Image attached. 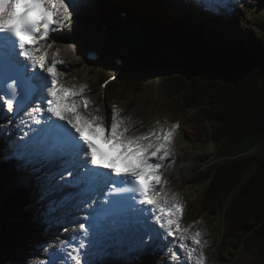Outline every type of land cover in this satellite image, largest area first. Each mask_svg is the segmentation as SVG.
<instances>
[{
  "label": "trees",
  "instance_id": "1",
  "mask_svg": "<svg viewBox=\"0 0 264 264\" xmlns=\"http://www.w3.org/2000/svg\"><path fill=\"white\" fill-rule=\"evenodd\" d=\"M127 4L130 17L136 18L143 1ZM177 8L184 9L191 25ZM259 13L264 14L263 9ZM240 16L243 21L227 32L220 23L208 24L215 17L203 12L196 0L155 3L141 26L151 50L122 71L110 92L114 100L122 95L138 98L156 83L155 73L148 77L144 65L152 74L151 64L162 61V127L178 124L189 144L214 145V162L189 181L204 187L194 200L193 215L206 225L217 213L221 251L229 253L225 245L230 246L238 261L243 251L249 259L245 264H264V36L253 37L255 28L264 27V19L254 21L243 8ZM155 45L176 47L181 63L169 61ZM105 71L103 63L97 82ZM6 177L10 181L0 174V264H23L46 244L48 226L44 216L39 224L33 221L38 211L28 209L31 196L25 187L2 191ZM176 260L175 254L149 247L141 256L132 252L124 264Z\"/></svg>",
  "mask_w": 264,
  "mask_h": 264
},
{
  "label": "snow or ice",
  "instance_id": "2",
  "mask_svg": "<svg viewBox=\"0 0 264 264\" xmlns=\"http://www.w3.org/2000/svg\"><path fill=\"white\" fill-rule=\"evenodd\" d=\"M71 7L68 0H0V101L12 112L14 99L21 95V90V102L37 90L46 93L42 96L41 105L33 111L50 114L47 117L48 133L59 153L70 157L68 163L77 170V183L83 184L85 190L99 189L101 193L106 188L104 205H107L108 210H119L125 202L133 211L136 210L133 202L151 206L166 219L168 236H175L179 232L188 233L189 228L181 229L179 220L172 219L181 212L176 194L169 195L157 187L162 183L161 162L171 155V145L179 125L171 124L145 134L129 135L125 121L114 109L110 128L106 129L103 117L89 118L81 111L87 110L90 103L83 98L85 86L77 90L65 88L60 83L58 77L63 73L57 70L56 65L63 61L56 59L58 53L49 54L48 49L52 45L47 41L51 31L68 27ZM53 25L57 28L54 29ZM19 57L29 61L33 68L39 67L47 75L37 77L33 74L29 77L28 65L23 64ZM37 79L41 81L40 84L33 83ZM9 80L13 83H9ZM33 120L36 124L41 123L39 119ZM101 144L106 147L107 153L101 149ZM109 185L112 187L109 188ZM114 194L117 197L131 195L114 199ZM172 207L175 213L171 211ZM80 230L84 231L83 225ZM189 238L197 248L201 247L200 231L190 234ZM83 246L81 243L80 247ZM180 248L186 252L189 261L205 264L203 251L188 247L183 243V237ZM69 255L79 264L76 248H72Z\"/></svg>",
  "mask_w": 264,
  "mask_h": 264
},
{
  "label": "rangeland",
  "instance_id": "3",
  "mask_svg": "<svg viewBox=\"0 0 264 264\" xmlns=\"http://www.w3.org/2000/svg\"><path fill=\"white\" fill-rule=\"evenodd\" d=\"M109 2L110 5H112L110 7H114L115 10V7L122 5L124 1L118 0L117 2L116 0H111ZM89 5L90 7L87 8L83 5H77L76 7L72 5L71 20L68 27L60 33L61 36H64V39L60 40L62 41V43H60L61 45L59 44L60 46L57 48L55 47V49H53L50 53H58L56 59L64 61L62 64L56 65L57 70L63 73V75L60 76L61 78L58 77L60 83L65 88H75L77 90L81 86H85L83 96H87L88 98L95 100L98 98L99 94L97 80L101 72L102 64L106 63L104 78L108 77L113 72V58L118 55L126 58V69H128L133 61L140 60L149 50H151L152 43L146 38L141 47L130 48L129 46H126V49L123 46L125 50L122 51L114 48V45L107 42L106 39H94V44H90L88 46L79 45V42L89 35L88 32H92L94 35L100 36L98 19L103 18L106 15V13L102 12L105 9L101 11L99 9H93L96 7L94 2L92 4L93 6L90 3ZM238 7H243L244 9L246 8L249 17L253 20L254 18L258 19V21L264 19V14L261 15L259 13L260 8L264 11V0H239L234 7V11L223 14V18L221 19H218L217 17H215L214 20L209 19L210 24L220 23L226 28L227 32L234 31L236 29V25L239 24L238 21L240 23L243 21V18L238 13ZM177 11L187 18V14L183 8H177ZM199 26L204 28V25ZM257 36H264V27L255 28L253 37ZM55 39L57 38H53V40ZM155 47L158 51L162 52L169 61H177L179 52L176 47L168 48L157 45H155ZM89 48H99L103 54L102 59L94 65H85L83 62L84 53ZM69 51L71 52V62H68V59L63 60V57L60 58L63 52L66 53ZM166 51L173 52L175 57L168 56ZM177 62L181 63V61ZM65 64L68 65L66 66ZM151 65L152 74H149L147 65H144L145 73L148 77L154 75L155 73L156 83L150 84L149 88L140 94L136 99H133L128 95L118 97L119 100L110 99L111 93L108 91V104L104 106L100 103V100H98L95 103V110H93L94 113H96L93 116L103 117L105 119L104 123L108 121L110 124L111 113L115 109L119 113L120 117H127L125 120L128 121L132 118V121L135 122L134 125L136 126L142 125L143 127H146L150 124L148 127L149 129H159L160 124H162V117L160 116V100L161 96L164 94V88L160 81L162 61L156 59ZM164 76L167 77L168 74H164ZM116 83L117 82L111 84L110 89L115 87ZM186 113L188 112L186 111ZM85 114L89 115L90 113ZM5 121V119L2 122L0 121V126L5 125ZM181 127L182 126L178 127L174 134V141L171 145V155L168 157L169 163L167 162L168 167L166 166V170L161 173L163 174L164 179L163 185L168 187L167 193L169 195L176 194L179 204L184 208L180 214L181 221L195 223L196 230L191 234H194L196 231L201 232L202 243L200 248H197L196 245L192 244V241L189 238L190 234L183 236V243L190 248L197 249V251L202 250L206 259L205 263L207 264H240V262L245 264L249 262L246 260V258L248 259V255L245 252L239 251V254L241 255L238 257L239 262L237 258L231 256L233 251L229 249L231 248L230 246L225 245V248L229 250V253H226L224 250L221 251L218 243L220 234L217 213L210 216L211 221L214 219L212 222L208 218L209 221H207L208 223H206V225H201L194 215L192 217L190 216V214L195 213L194 198L200 195V193L204 190V187L201 183L193 184L189 181L193 179L194 169L202 164L209 165L211 163L214 159L213 155L215 150L212 143L201 146L199 144H189V142H185ZM13 137L14 136L11 131L10 134H7L5 131H2L0 127V151L3 152L2 159L0 160V174L7 173V171L9 172V170H12L14 166H22L21 163H18L19 160L16 159V156L13 153L14 151H12V149L7 151L10 145H18V143L12 139ZM12 141L14 143H12ZM28 167L33 168L31 165ZM36 173L37 176L33 178V183L31 184L33 190L30 189L28 182L20 183V185L27 186L23 188V190L26 189L30 195L31 191L35 193L34 190L37 189L43 196L42 200L46 205L48 214L58 217L59 221L56 219L49 220L47 217H44V221L48 226V240L46 241L47 248L45 247V249H39L37 247L38 250H36V255L31 256V258L26 262L27 264H51L48 256L50 255L52 258L55 255L61 256L64 254L65 244L72 238L70 233L75 228L74 224L77 222L78 217V212L75 214L74 209H78L79 207L74 201L75 197L73 195L75 194L69 195L67 194L68 192H65V197H52L51 202L46 201V194H51L53 191L56 192V190H59V188L63 186V183H60L59 181L55 182V179L49 177V171L45 173L48 174V176H42L41 170L39 169ZM7 179L8 178L6 177V181L1 184V189L4 193H10L9 191L12 188L10 185H6V182H8ZM13 179L14 181H16V179L19 181L18 178H12V180ZM67 185L69 186L71 184ZM49 188L50 191L47 192V189ZM51 188L53 191H51ZM58 192L59 191H57V193ZM32 203L28 209L34 206ZM67 204H70L69 209L67 211H63L62 206ZM35 209L38 211L37 219H33V221L39 224L41 218L43 217L42 210L44 211L45 206H39L38 208L35 207ZM73 215H75V219L72 221ZM69 216L71 220H69V223L67 224V222H65L66 218L63 219V217ZM78 222L80 223V218H78ZM65 223L67 225H65ZM79 223L78 227L82 224ZM173 238L174 237H169L164 231L158 229L154 232L153 236L149 238H135L133 243L128 246L123 244L118 247L112 246L109 250H106V248L101 249L100 251L95 249L93 254L97 255H94V261L99 264H110L111 262L112 264H124L129 259V255L132 252L141 256L147 248L154 247L155 249L161 250L165 253L175 254L177 258L176 264H195L194 260L189 261L187 259L186 252L180 248L181 240L176 242L175 240H172ZM44 251L46 252L45 254Z\"/></svg>",
  "mask_w": 264,
  "mask_h": 264
},
{
  "label": "bare ground",
  "instance_id": "4",
  "mask_svg": "<svg viewBox=\"0 0 264 264\" xmlns=\"http://www.w3.org/2000/svg\"><path fill=\"white\" fill-rule=\"evenodd\" d=\"M68 3H70L71 5H73L74 7H76L75 5H77L76 3H73V2H71L70 0H68ZM91 5L93 4V3H90ZM93 6V5H92ZM88 7H90V5L88 6ZM78 8V7H77ZM85 8H87V7H85ZM95 8V7H94ZM93 8V9H94ZM71 9L72 8H70V12H71ZM74 9H76V8H74ZM90 9H92V8H90ZM78 10V9H77ZM102 12H104V13H106V11H102ZM72 13V12H71ZM106 15H108L107 13H106ZM98 29H100V36L98 37V40H103V39H106V32H105V29H102L101 27H100V25L98 26ZM97 29V30H98ZM141 35H143V36H145L143 33H141ZM146 37V36H145ZM54 38H57V39H60V40H62V39H64V36H61V34L60 33H58L57 32V35L54 37ZM107 39H108V37H107ZM56 40V39H55ZM55 40H51L50 42H51V45H52V48H51V50H50V52L53 50V49H55V47L57 48V47H59L61 44L60 43H62V41H59V42H55ZM107 42H109V43H111V44H113L118 50H125L124 49V47L121 45V44H114V43H112L109 39L107 40ZM60 44V45H59ZM143 45V44H142ZM126 48V47H125ZM70 49V48H69ZM127 49V48H126ZM166 54L168 55V56H170V57H175V55L173 54V52H169V51H166ZM63 57V58H62ZM70 57H71V52L69 51V52H66V53H62L61 54V57L60 58H62L63 60L64 59H68V62H71L70 61ZM23 60V59H22ZM24 62V61H23ZM64 62V61H63ZM67 62V61H66ZM24 64H26V65H28L27 63H25L24 62ZM62 64V63H61ZM66 65V64H65ZM68 65V64H67ZM66 65V66H67ZM29 66V65H28ZM40 75L41 76H46V72L44 73V72H41V69H40ZM59 78H61V77H59ZM82 111V110H81ZM85 116H88L89 118H91V116H93L95 113H94V111H92V113L91 114H89V115H87V114H85L84 112H82ZM8 113L5 111V106H2V104L0 105V121H3L4 119H6L7 118V115ZM108 122H106V123H104L105 124V127H106V124H107ZM1 125V124H0ZM1 127V130L2 131H4V127H3V125L2 126H0ZM7 134H10V131L9 130H7V131H5ZM15 142H17L18 143V145H10V147L7 149V151L8 150H11L12 149V151H14L13 153L15 154V149L17 148L20 152H22V153H20V152H17L18 154H20V156H19V158H17L16 157V159H18L19 160V162L18 163H21L22 164V166H14V168L12 169V170H9V172L7 171V173H4L5 175H8V177H12V178H18L19 179V181L18 182H20V183H23V182H28V184H29V186H30V189H32V187H31V184L33 183V178H35V176H37V171H38V169L39 170H41V173H42V176L43 175H47L48 176V174H45L46 172H48L49 171V173H50V176L53 178V179H55V182H56V179H58L57 181H59L60 183H63V186L62 187H60L59 188V190H56V192L55 191H53V189L51 188V191H53L51 194H46V196H45V200L46 201H50L51 202V198L52 197H65V192H68L67 194H75L76 195V192L73 190L74 189V187H76L75 185H77L78 183H77V180H76V178H74L72 181L71 180H64V178H62V181L60 180V178H61V176H59V175H57L56 174V172H55V169H50V170H47L46 171V169L44 168V167H42V164H43V161H41L40 159V161H38L37 160V158L36 157H33L32 159L28 156V155H26L23 151H21V150H23V147H22V142L19 140H15ZM12 143H14L13 141H12ZM6 146V145H5ZM16 149V150H17ZM2 154H3V152H2ZM2 154H1V159H2ZM29 157V158H28ZM0 159V160H1ZM36 162V163H35ZM1 164V163H0ZM29 164V165H28ZM32 166L33 168H30V167H28V166ZM168 167V166H167ZM1 169V168H0ZM29 174H30V176H29ZM10 175V176H9ZM39 175V174H38ZM29 176V177H28ZM33 176V177H32ZM11 177H10V181H8V182H6V185H10L12 188H11V190L13 189V185L11 184ZM26 178H27V180H26ZM17 180V179H16ZM67 184H71V185H67ZM37 187V186H36ZM56 187V186H55ZM66 189V190H65ZM11 190L9 191V192H11ZM33 190V189H32ZM35 192H36V194H35V196H37V194L38 193H40L37 189L36 190H34ZM41 191V190H40ZM48 191H50V188L49 189H47V192ZM57 191H59L58 193H57ZM75 195H73L74 197H75ZM48 196V197H47ZM39 197L41 198V200H42V194L40 193L39 194ZM80 199H81V204H83V206H81V207H79L78 209H74V211H75V214H76V212H78V214H77V222L74 224L75 226V228L72 230V232L70 233L71 235H74L75 233H76V231L78 230V218H80L81 219V214L80 213H82V210L83 211H88L89 209H90V207L91 206H93V204H92V201H90V200H82V196L80 197ZM65 204H66V202H65ZM65 206V205H64ZM63 207V206H62ZM58 210V209H57ZM26 215V214H25ZM75 215H73L72 216V221H73V219H75V217H74Z\"/></svg>",
  "mask_w": 264,
  "mask_h": 264
},
{
  "label": "water",
  "instance_id": "5",
  "mask_svg": "<svg viewBox=\"0 0 264 264\" xmlns=\"http://www.w3.org/2000/svg\"><path fill=\"white\" fill-rule=\"evenodd\" d=\"M183 17L186 21L192 22V20L188 17L186 18L184 15ZM115 22L116 21H112L109 23V30L111 31L113 41L121 45L133 47L138 46V44L141 42V33L133 27L132 23L128 20ZM115 24H117V26ZM112 27L114 28L112 29Z\"/></svg>",
  "mask_w": 264,
  "mask_h": 264
}]
</instances>
